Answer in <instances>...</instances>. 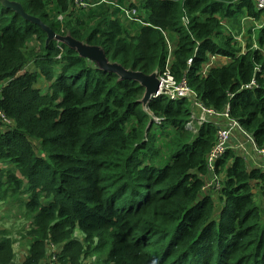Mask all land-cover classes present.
<instances>
[{
    "label": "trees",
    "instance_id": "trees-1",
    "mask_svg": "<svg viewBox=\"0 0 264 264\" xmlns=\"http://www.w3.org/2000/svg\"><path fill=\"white\" fill-rule=\"evenodd\" d=\"M4 1L0 207L9 199L19 217L0 230V264H264L263 170L234 149L210 167L225 118L194 131L192 99L144 106L139 82L47 45ZM9 1L110 63L148 76L169 68L264 149V24L237 39L242 19L264 18L254 0Z\"/></svg>",
    "mask_w": 264,
    "mask_h": 264
},
{
    "label": "built area",
    "instance_id": "built-area-1",
    "mask_svg": "<svg viewBox=\"0 0 264 264\" xmlns=\"http://www.w3.org/2000/svg\"><path fill=\"white\" fill-rule=\"evenodd\" d=\"M93 0H73L76 7L87 8L91 7ZM104 2L105 0H101ZM258 7L264 10V0H257ZM123 19H128L129 21L141 20L138 17V10L135 8H123ZM60 21H63V16L59 17ZM188 24V22H186ZM170 61V60H169ZM160 82V90L157 94L153 95L152 99H157L161 96H168L172 100L190 98L193 100V113L194 119L190 122L189 127L194 131L195 124L203 125L207 123L210 117H224L226 122L219 128L218 132V144L213 150L210 157V167L214 169L216 161L228 150L234 149L241 157H243L247 162L253 161L255 156V166L264 170V149L257 147L254 138L250 136L240 124L235 120H230L228 112L224 114H218L213 110L206 109L203 104L200 103L196 93L191 90L186 81L182 83H177L171 74L169 68L165 72L156 73ZM0 119L2 122L1 129L8 122L7 117L3 112L0 111ZM158 123L162 122L163 119H157ZM238 133V134H237ZM235 141L234 146L232 142ZM252 153L254 156H252ZM250 164V163H249ZM248 164V165H249Z\"/></svg>",
    "mask_w": 264,
    "mask_h": 264
},
{
    "label": "water",
    "instance_id": "water-1",
    "mask_svg": "<svg viewBox=\"0 0 264 264\" xmlns=\"http://www.w3.org/2000/svg\"><path fill=\"white\" fill-rule=\"evenodd\" d=\"M3 5L7 9L13 10L25 21L41 27L47 33V45L54 40L63 43L69 48L75 50L81 57L94 62L96 66L104 72L116 73L122 80H135L139 82L145 88V96L143 99V104L145 106L151 100L152 96L159 92L160 82L156 73L148 76L142 72L127 70L119 64L110 63L101 47L87 45L72 38L71 36L56 35L55 32L49 26L44 24L41 19L28 15L20 3L5 0Z\"/></svg>",
    "mask_w": 264,
    "mask_h": 264
},
{
    "label": "rangeland",
    "instance_id": "rangeland-1",
    "mask_svg": "<svg viewBox=\"0 0 264 264\" xmlns=\"http://www.w3.org/2000/svg\"><path fill=\"white\" fill-rule=\"evenodd\" d=\"M141 12L144 13V11H141ZM254 23H255V25H256L257 28H260L264 24V18H262V20L259 21V22H256L254 20H251V19H249L247 17H245V19H242V26H241L242 27V29H241L242 30V33H241L240 36L237 37V39L239 41H243L247 37V31H248L249 28L252 27V25ZM133 27H136V26L135 25H131V29ZM32 46L35 48V50H37V51L39 50V46H38L37 43L36 44H33ZM221 62H224L225 63V62H228V61L227 60H221ZM22 74H24V73H22ZM39 87H42V85L39 86ZM43 88H45V87L43 86ZM1 167H3V166L0 164V168ZM25 199H27V197H25ZM258 199H259L260 202H263L264 195H262L261 197L258 196ZM9 203H10V200L9 199L8 200H5L3 202V205H1V207H0V211H4V214L1 216V219H0L1 220V224H0V230L1 231H5V230H8L9 229V228H7L5 226L8 223L16 224V220L19 217V215H17V208H16V206H14L13 204H12L13 206H11ZM23 240H24V238L21 236L17 241H19V243H20ZM21 250H22V248L19 246L17 251H18V255L20 257L22 256V255H20L21 254ZM50 260L52 261L53 259L50 258Z\"/></svg>",
    "mask_w": 264,
    "mask_h": 264
},
{
    "label": "clouds",
    "instance_id": "clouds-1",
    "mask_svg": "<svg viewBox=\"0 0 264 264\" xmlns=\"http://www.w3.org/2000/svg\"><path fill=\"white\" fill-rule=\"evenodd\" d=\"M254 1H255V3H256V6L258 7V2H257V0H254ZM76 8H79V7H76ZM258 9H260V8L258 7ZM260 10H262V9H260ZM121 12L123 13V10H122V9H121ZM138 15H139V12H138ZM138 17H139V16H138ZM121 18H122V17H121ZM122 19H123V18H122ZM139 19H140V18H139ZM126 20H128V19H126ZM128 21H129V20H128ZM129 22H134V21H129ZM135 22H137V21H135ZM140 23H141V21H140ZM58 43H60V42H58ZM60 49H61V48H60ZM159 90H160V89H159ZM154 95H155V94H154ZM152 97H153V96H152ZM152 100H154V99L151 98L150 101H152ZM150 101H149V102H150ZM149 102H148V103H149ZM147 105H148V104H147ZM147 105H146V106H147ZM144 106H145V105H144ZM156 120H157V119H156ZM156 122H157V121H156ZM157 123H158V122H157ZM158 124H161V122L158 123ZM1 168H2V167H1ZM1 168H0V169H1Z\"/></svg>",
    "mask_w": 264,
    "mask_h": 264
},
{
    "label": "crops",
    "instance_id": "crops-1",
    "mask_svg": "<svg viewBox=\"0 0 264 264\" xmlns=\"http://www.w3.org/2000/svg\"><path fill=\"white\" fill-rule=\"evenodd\" d=\"M238 134V133H237ZM252 156H254L253 155V153H252ZM253 161H251V162H249L250 164H249V167H255V168H259V167H257V166H255V156H254V159H252ZM261 169V168H260ZM261 170H263V169H261ZM263 172H264V170H263Z\"/></svg>",
    "mask_w": 264,
    "mask_h": 264
},
{
    "label": "bare ground",
    "instance_id": "bare-ground-1",
    "mask_svg": "<svg viewBox=\"0 0 264 264\" xmlns=\"http://www.w3.org/2000/svg\"><path fill=\"white\" fill-rule=\"evenodd\" d=\"M215 122V121H214ZM239 155V154H238ZM260 169V168H259ZM207 188H208V186H207Z\"/></svg>",
    "mask_w": 264,
    "mask_h": 264
}]
</instances>
